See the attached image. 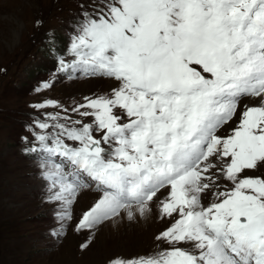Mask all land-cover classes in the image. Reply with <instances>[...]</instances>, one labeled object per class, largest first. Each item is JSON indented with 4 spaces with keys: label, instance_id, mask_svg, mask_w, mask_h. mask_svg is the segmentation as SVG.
I'll return each mask as SVG.
<instances>
[{
    "label": "snow or ice",
    "instance_id": "6c2138e0",
    "mask_svg": "<svg viewBox=\"0 0 264 264\" xmlns=\"http://www.w3.org/2000/svg\"><path fill=\"white\" fill-rule=\"evenodd\" d=\"M80 9L74 59L60 58L58 71L119 86L70 110L33 106L64 113L28 125L24 150L40 158L61 229L81 189L94 187L77 231L153 205L168 220L155 253L112 264H264V175L249 174L264 168V0H91Z\"/></svg>",
    "mask_w": 264,
    "mask_h": 264
},
{
    "label": "rangeland",
    "instance_id": "374dc122",
    "mask_svg": "<svg viewBox=\"0 0 264 264\" xmlns=\"http://www.w3.org/2000/svg\"><path fill=\"white\" fill-rule=\"evenodd\" d=\"M90 2L0 0V264H112L155 253L156 236L168 226L153 205L144 216L129 219L121 211L92 230L77 231L82 213L97 201L93 187L81 189L61 229L56 217L62 205L47 201L49 182L40 175V158L24 151L33 141L28 125L43 113L64 115L60 108L34 105L55 101L70 110L85 97L108 95L119 86L113 78L81 73L69 78L58 71L60 58L74 59L68 54L74 18ZM43 82L51 87L42 88ZM249 174L264 175V168ZM53 229L63 234L53 237Z\"/></svg>",
    "mask_w": 264,
    "mask_h": 264
}]
</instances>
